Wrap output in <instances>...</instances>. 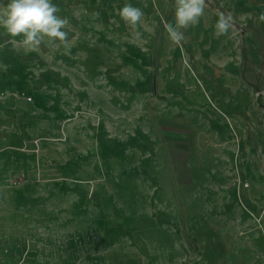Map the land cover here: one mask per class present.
<instances>
[{
  "label": "rangeland",
  "instance_id": "374dc122",
  "mask_svg": "<svg viewBox=\"0 0 264 264\" xmlns=\"http://www.w3.org/2000/svg\"><path fill=\"white\" fill-rule=\"evenodd\" d=\"M104 2L84 20L83 58L57 69L36 55L32 107L0 130V264H259L264 109L254 122L222 76L263 86L264 0H207L180 45L163 26L175 0H143L135 29L114 11L123 0ZM221 12L229 68L203 42Z\"/></svg>",
  "mask_w": 264,
  "mask_h": 264
},
{
  "label": "crops",
  "instance_id": "0c3cea01",
  "mask_svg": "<svg viewBox=\"0 0 264 264\" xmlns=\"http://www.w3.org/2000/svg\"><path fill=\"white\" fill-rule=\"evenodd\" d=\"M105 1V0H104ZM103 0H52V3L56 4L60 8V12L57 14L61 18H67L69 21L68 31L70 44L65 47L59 41L51 40L45 38V42L41 44L39 50L24 52L21 50L17 52L13 50L11 44L0 48V120L4 122V118L8 116L6 113V108H10L13 112L12 120L10 126L4 127L1 124L0 130L10 129L14 122L22 121L19 116L21 110H26L31 105L27 104L23 98L24 91L22 88L28 86V82H35L40 78L41 69L40 62L36 59L41 51H49V62L50 66L60 68V61H66V63L75 64L77 60L83 58V52L86 46L89 44L88 32L84 30V20L92 14V10L100 11V9L106 5ZM124 3H132L131 0H123ZM138 6L142 5L143 0H138ZM4 4H7L8 0H0ZM108 9V8H107ZM112 11V10H111ZM115 11V9H114ZM112 11V12H114ZM215 28L211 27L209 30L204 32V43L211 46V54L214 62H220L223 68H229L233 63H237L235 57L232 53L231 40L227 36H221L217 38L214 35ZM8 37L4 35V30L0 29V44L4 43ZM17 39H20L18 37ZM248 54V53H247ZM28 56L27 59H22V56ZM37 55V56H36ZM243 55V54H242ZM248 61V60H247ZM264 62V55L262 58ZM246 66V65H245ZM7 69V70H5ZM225 84H227L235 92V96L239 100V104L243 108L249 109V114L252 115V120L256 122L259 118L261 110L264 109L262 102V93H264V83L261 85V76L258 74L257 78L254 80H246L242 76L238 77L231 72L228 76H222ZM258 83L260 89L258 90L253 84ZM27 88V87H26ZM5 92L10 93L8 96H4ZM255 92L261 93V100L258 99V104H253L252 95ZM258 94V96H259ZM16 116V117H15ZM6 121V119H5ZM35 126V124H34ZM16 127L11 128L15 130ZM254 179V178H252ZM257 180V181H255ZM252 181V194L258 189H264V179L260 181L258 178ZM264 194V192H263ZM264 198V197H263ZM3 243H0V251L3 247ZM259 264H264V259L260 255ZM1 264H14L13 258L7 257L1 262ZM250 264V263H245Z\"/></svg>",
  "mask_w": 264,
  "mask_h": 264
},
{
  "label": "clouds",
  "instance_id": "9594fccd",
  "mask_svg": "<svg viewBox=\"0 0 264 264\" xmlns=\"http://www.w3.org/2000/svg\"><path fill=\"white\" fill-rule=\"evenodd\" d=\"M207 6V0H175V23L165 21L163 24L168 39L180 45L186 39L182 30L197 25ZM115 11L133 29L137 28L145 15L142 8L131 3H125ZM59 12V6L52 3V0H8L7 4L0 2V29L8 37L0 44V48L11 44L17 52L37 51L46 37L67 47L70 41L65 29H68L69 21L57 15ZM94 16L98 17L99 13H94ZM258 19L264 22V12L259 14ZM234 26L233 16L221 12L214 26V35L217 38L227 36ZM140 36L139 31L134 32L135 38L139 39ZM8 95L10 93L5 92L4 96Z\"/></svg>",
  "mask_w": 264,
  "mask_h": 264
},
{
  "label": "trees",
  "instance_id": "16d2710c",
  "mask_svg": "<svg viewBox=\"0 0 264 264\" xmlns=\"http://www.w3.org/2000/svg\"><path fill=\"white\" fill-rule=\"evenodd\" d=\"M263 43H264V42H263ZM245 46H246V45H243V46H242V54H243V60H244V69H245L246 62H247V60H248L247 49H246ZM253 85H254L258 90L260 89V85H259L258 83L255 82ZM257 99H259V100L262 99V98H261V93L259 94V96H258Z\"/></svg>",
  "mask_w": 264,
  "mask_h": 264
}]
</instances>
